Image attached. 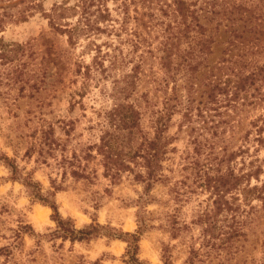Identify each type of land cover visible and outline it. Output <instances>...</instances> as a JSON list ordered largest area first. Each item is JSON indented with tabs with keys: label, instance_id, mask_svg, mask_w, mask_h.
Returning <instances> with one entry per match:
<instances>
[{
	"label": "clouds",
	"instance_id": "1",
	"mask_svg": "<svg viewBox=\"0 0 264 264\" xmlns=\"http://www.w3.org/2000/svg\"><path fill=\"white\" fill-rule=\"evenodd\" d=\"M0 264H264V0H0Z\"/></svg>",
	"mask_w": 264,
	"mask_h": 264
}]
</instances>
